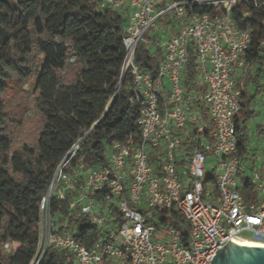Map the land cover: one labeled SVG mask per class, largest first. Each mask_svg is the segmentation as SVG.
I'll use <instances>...</instances> for the list:
<instances>
[{
  "label": "built area",
  "instance_id": "1",
  "mask_svg": "<svg viewBox=\"0 0 264 264\" xmlns=\"http://www.w3.org/2000/svg\"><path fill=\"white\" fill-rule=\"evenodd\" d=\"M164 1L101 2L100 11L127 13L123 73L132 79L141 137L111 144L102 165L71 167L78 144L66 155L41 199L31 264L49 251L66 252L65 264H212L229 241L264 244V147L242 157L236 128L253 69L250 32L231 15L243 0L167 3L159 11ZM204 4L214 12L189 9ZM169 11L177 32L159 42L153 78L140 71L135 53ZM192 46L199 92L185 85ZM54 199L68 202L66 213ZM82 218L99 231L89 248L76 238Z\"/></svg>",
  "mask_w": 264,
  "mask_h": 264
},
{
  "label": "trees",
  "instance_id": "2",
  "mask_svg": "<svg viewBox=\"0 0 264 264\" xmlns=\"http://www.w3.org/2000/svg\"><path fill=\"white\" fill-rule=\"evenodd\" d=\"M102 1L0 0V264L32 263L40 236L41 199L76 144L70 166L83 161L93 167L106 163L114 142H125L130 135L140 140L139 107L131 103L132 79L129 72L123 73L127 13L100 11ZM189 1L193 0H165L158 9L166 10L168 2ZM189 9L213 13L215 6ZM231 15L251 37L246 60L253 69L245 86L252 77L258 85L264 67V0H243ZM159 42H153L155 51L139 44L135 53L140 71L153 78L163 56ZM196 78L192 46L185 80L189 91L201 90ZM253 99L244 91L236 118L242 157L249 151ZM54 202L67 212V201ZM170 222L175 223L173 217ZM78 223L76 238L89 248L99 231L87 218ZM66 260V252L49 251L42 264Z\"/></svg>",
  "mask_w": 264,
  "mask_h": 264
},
{
  "label": "rangeland",
  "instance_id": "3",
  "mask_svg": "<svg viewBox=\"0 0 264 264\" xmlns=\"http://www.w3.org/2000/svg\"><path fill=\"white\" fill-rule=\"evenodd\" d=\"M11 6L12 8L19 11V6L16 3L12 2ZM170 12L171 11H169L168 15H165L160 20H158L154 28H151L150 30L147 31L146 35L150 38V41L152 42L151 43L150 41L148 42L145 36V38H143L140 44L148 46L152 51H155V47L157 45V43H153L155 40L159 42V41L168 40V38H170L169 33L174 25L172 21L173 20L172 13ZM29 117H30V114H27L26 120H28ZM248 128H249V133H248L249 151L254 152V153H260L259 148L264 147V138L258 137V133L256 132L257 130L255 128V121L253 119L249 121ZM246 165L249 167L248 164ZM214 174L216 175V173ZM210 175L211 173L206 171V178L210 177ZM154 240L157 242L158 240H161V238L156 235L154 236Z\"/></svg>",
  "mask_w": 264,
  "mask_h": 264
},
{
  "label": "water",
  "instance_id": "4",
  "mask_svg": "<svg viewBox=\"0 0 264 264\" xmlns=\"http://www.w3.org/2000/svg\"><path fill=\"white\" fill-rule=\"evenodd\" d=\"M123 81V78H122ZM121 81V83H122ZM116 97L111 102V108ZM100 122L96 123L94 130ZM212 264H264V247L243 246L228 242L211 261Z\"/></svg>",
  "mask_w": 264,
  "mask_h": 264
},
{
  "label": "crops",
  "instance_id": "5",
  "mask_svg": "<svg viewBox=\"0 0 264 264\" xmlns=\"http://www.w3.org/2000/svg\"><path fill=\"white\" fill-rule=\"evenodd\" d=\"M172 21L174 25L169 33L170 38L173 37L177 32L175 21ZM256 69L254 67V70ZM254 82L255 78L252 77L248 84H246L247 86L244 84V91H247L249 95L254 96V99L250 105V110L255 112V117L253 120L255 121V128L257 130L256 132L258 133V137L264 138V73H262L258 85H256Z\"/></svg>",
  "mask_w": 264,
  "mask_h": 264
},
{
  "label": "bare ground",
  "instance_id": "6",
  "mask_svg": "<svg viewBox=\"0 0 264 264\" xmlns=\"http://www.w3.org/2000/svg\"><path fill=\"white\" fill-rule=\"evenodd\" d=\"M237 244L243 246L264 247V244L257 242H237Z\"/></svg>",
  "mask_w": 264,
  "mask_h": 264
}]
</instances>
